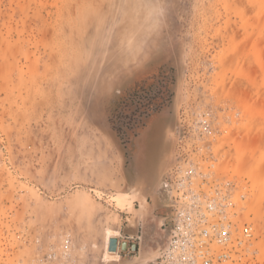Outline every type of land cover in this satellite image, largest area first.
Wrapping results in <instances>:
<instances>
[{"label":"rangeland","instance_id":"obj_1","mask_svg":"<svg viewBox=\"0 0 264 264\" xmlns=\"http://www.w3.org/2000/svg\"><path fill=\"white\" fill-rule=\"evenodd\" d=\"M204 129L264 264V0H0V264H154Z\"/></svg>","mask_w":264,"mask_h":264},{"label":"built area","instance_id":"obj_2","mask_svg":"<svg viewBox=\"0 0 264 264\" xmlns=\"http://www.w3.org/2000/svg\"><path fill=\"white\" fill-rule=\"evenodd\" d=\"M210 131L192 132L191 144L181 145L184 153L170 170L164 222H171L172 236L154 264H246L254 231L250 222L238 219L237 209L246 192L240 194L237 178L217 170L211 154L197 155L195 138Z\"/></svg>","mask_w":264,"mask_h":264},{"label":"water","instance_id":"obj_3","mask_svg":"<svg viewBox=\"0 0 264 264\" xmlns=\"http://www.w3.org/2000/svg\"><path fill=\"white\" fill-rule=\"evenodd\" d=\"M162 190L164 192V189L166 190V194H165V198L168 197V194H167V184L165 181L162 182ZM170 225V224H169ZM134 235H135V231H133ZM119 239L118 238H115V237H111L110 239V243H109V251H116L117 248H118V245L120 244V251L121 252H126L128 250V247H129V241L128 240H122L119 244ZM138 249V242L136 241H133L131 244H130V251L131 252H136ZM153 264V263H152Z\"/></svg>","mask_w":264,"mask_h":264},{"label":"bare ground","instance_id":"obj_4","mask_svg":"<svg viewBox=\"0 0 264 264\" xmlns=\"http://www.w3.org/2000/svg\"><path fill=\"white\" fill-rule=\"evenodd\" d=\"M164 193L166 194V190L164 189ZM164 194V195H165ZM165 197V196H164ZM164 202V201H163ZM164 204L167 206L168 205V197L167 198H165V202H164ZM167 210H168V212H169V208H168V206H167ZM168 212H167V214H168ZM166 214V215H167ZM166 217V216H165ZM164 217V218H165ZM163 223H165V225L163 224ZM170 224V225H169ZM164 225V226H163ZM161 233L163 234V242H162V244H161V246H159V249L160 248H162L166 243H168L169 242V240L171 239V234H172V227H171V222L168 220V219H166L165 220V222L163 221L162 222V224H161ZM109 235H111V234H109ZM110 237V236H109ZM108 257H113V256H111V255H109ZM115 257V256H114Z\"/></svg>","mask_w":264,"mask_h":264},{"label":"crops","instance_id":"obj_5","mask_svg":"<svg viewBox=\"0 0 264 264\" xmlns=\"http://www.w3.org/2000/svg\"><path fill=\"white\" fill-rule=\"evenodd\" d=\"M127 234V233H126ZM128 235H131V234H128ZM134 234H132L131 236H133Z\"/></svg>","mask_w":264,"mask_h":264}]
</instances>
